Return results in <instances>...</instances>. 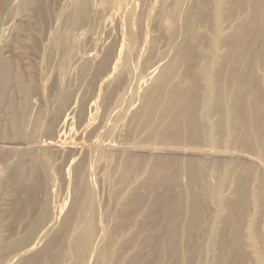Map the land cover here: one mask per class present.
<instances>
[{
    "label": "rangeland",
    "instance_id": "1",
    "mask_svg": "<svg viewBox=\"0 0 264 264\" xmlns=\"http://www.w3.org/2000/svg\"><path fill=\"white\" fill-rule=\"evenodd\" d=\"M225 2L0 0V264H264V20L228 63Z\"/></svg>",
    "mask_w": 264,
    "mask_h": 264
},
{
    "label": "bare ground",
    "instance_id": "2",
    "mask_svg": "<svg viewBox=\"0 0 264 264\" xmlns=\"http://www.w3.org/2000/svg\"><path fill=\"white\" fill-rule=\"evenodd\" d=\"M179 1V0H178ZM181 1V0H180ZM191 1V0H190ZM183 2V1H182ZM185 2V1H184ZM193 2V1H192ZM223 3H224V1H223ZM192 5H193V3H192ZM196 5V4H195ZM194 5V6H195ZM217 5V4H216ZM219 5V4H218ZM225 5H229V6H227L229 9H228V12H229V14L227 13V16L225 17L226 18V20L227 19H233L234 18V10H236L235 9V7L236 6H238V7H240L239 9H241V10H239V11H242V13H246L247 14V17H246V20H245V22L243 21V23L242 24H240L239 25V27L237 28V30H235V35H233V36H231L230 38H228V40H225L224 41V39H222L223 37H222V34H221V29H219V31L217 32V30L215 31L216 33H217V35L218 36H216V33H215V35H214V37L216 38V46H218L219 47V44H220V47H223V48H227L228 47V49H227V53H226V58L227 59H225V60H227L228 61V63H229V59L230 58H232V56H234L233 55V48H235V46L234 45H236L237 44V52L239 53L238 55H240V54H242V57H243V55H244V53H245V51L243 50V49H245V48H243V46L245 45V43H250L249 41H250V37H249V41L247 40V35H249L250 33H248V28H255V29H257V26L259 25V22H260V20L261 19H263L264 20V0H226V2H225ZM224 5V6H225ZM197 6V5H196ZM195 6V7H196ZM202 6V5H201ZM87 7V5L85 4V3H82L81 4V6H80V9L83 11L85 8ZM189 7H190V5H189ZM155 8V7H154ZM165 8V7H164ZM181 8V7H180ZM188 8V7H187ZM206 8V7H205ZM204 8V9H205ZM237 8V7H236ZM190 9H191V7H190ZM214 9H216V8H214ZM227 9V8H226ZM187 10V9H186ZM189 10V9H188ZM187 10V11H188ZM217 10H218V8H217ZM192 12V10H189L188 12ZM194 11V10H193ZM236 11H238V10H236ZM163 12H164V10H163ZM183 12V11H182ZM181 12V13H182ZM187 12V13H188ZM219 13V12H218ZM190 14V13H189ZM193 14V13H192ZM241 14V13H240ZM176 15V14H175ZM221 15V14H220ZM236 15H238V14H236ZM243 15V14H242ZM242 15H240V16H242ZM246 16V15H245ZM177 17V16H176ZM182 17V16H181ZM243 17H244V15H243ZM178 18H180V17H178ZM220 19V18H219ZM236 19H238L237 17H236ZM235 19V20H236ZM240 20H241V18H239ZM179 20V19H178ZM223 21V20H222ZM228 22H230L229 20H227ZM236 22V21H235ZM234 22V23H235ZM262 22V21H261ZM183 23H185V22H183ZM186 23H187V21H186ZM185 23V24H186ZM221 23V22H220ZM220 23H218V25L220 26ZM227 23V22H226ZM236 24V23H235ZM263 24H264V22H263ZM262 24V25H263ZM187 25V24H186ZM222 25V24H221ZM233 25V24H232ZM231 25V26H232ZM218 28H221V27H218ZM235 28V27H234ZM227 29H229V27H227ZM212 30H214V29H212ZM230 30H231V28H230ZM252 30H254V29H252ZM251 30V31H252ZM187 31H188V29H187ZM181 33V32H180ZM252 33H254V31L252 32ZM256 33H260V32H256L255 31V34ZM221 34V35H220ZM254 34V35H255ZM254 35H252V37L254 36ZM257 35V34H256ZM255 35V36H256ZM254 36V37H255ZM194 37V36H193ZM213 37V38H214ZM253 37V38H254ZM122 38H124V37H122ZM212 38V37H211ZM214 38V39H215ZM194 39V38H193ZM255 39H257V37L255 38ZM186 40V39H185ZM247 40V41H246ZM258 40V39H257ZM188 41V40H187ZM194 41V40H193ZM205 41V40H204ZM253 40H251V42H252ZM190 43H191V41H189ZM125 43V42H124ZM184 43H185V41H184ZM202 43H203V40H202ZM255 43H257L256 41H255ZM201 44V43H200ZM205 44H207V43H205ZM253 44V43H252ZM258 44H259V42H258ZM258 44H255V46H256V48L258 47ZM211 45H213V43L211 44ZM210 45V46H211ZM124 46V45H123ZM246 46H247V44H246ZM253 46V45H252ZM252 46H250V47H252ZM187 47V46H186ZM189 47H191V46H189ZM121 48V47H120ZM213 48H215V46L213 47ZM212 48V49H213ZM255 48V47H254ZM123 51H124V49L123 48H121ZM216 49H218V48H216ZM216 49H214L215 51H216ZM247 49H248V47H247ZM257 49H259V48H257ZM121 50V51H122ZM188 50V49H187ZM192 50V49H191ZM213 50V51H214ZM261 50V49H260ZM186 51V50H185ZM234 51H236V48L234 49ZM125 52V51H124ZM192 52H194L193 50H192ZM230 52V53H229ZM247 52H249V51H247ZM185 54H186V52H184ZM188 53V52H187ZM216 53H217V51H216ZM232 53V54H231ZM235 53V52H234ZM253 53V52H252ZM252 53H250L251 55H252ZM189 54H190V52H189ZM230 56H229V55ZM237 54V53H236ZM235 54V57L237 56ZM248 54V53H247ZM256 55L258 54V55H260L259 53H255ZM193 55H194V53H193ZM217 55V54H216ZM257 55V56H258ZM120 56V55H119ZM230 58H229V57ZM248 56H249V54H248ZM262 56V55H261ZM241 57V56H240ZM241 57V58H242ZM253 57V56H252ZM252 57H249L250 59L252 58ZM237 58V57H236ZM248 58V57H247ZM260 58V57H259ZM189 59H192V58H189ZM218 59V58H217ZM238 59H239V57H238ZM255 59H256V57H255ZM213 60H214V58H213ZM215 60H216V58H215ZM233 60H234V57H233ZM249 60V59H248ZM256 60H259V59H256ZM119 61H120V58H119ZM118 60H117V62H119ZM189 61H191V60H189ZM193 61V60H192ZM231 61H232V59H231ZM230 61V62H231ZM235 61V60H234ZM234 61L232 62V63H230V65H232V64H234ZM239 61H240V59H239ZM117 62H115L116 64H118ZM244 62H246V60L244 61ZM256 62V61H255ZM258 62V61H257ZM217 63H218V60H217ZM225 63V62H224ZM240 63H242V61L240 62ZM247 63V62H246ZM246 63H243V64H246ZM115 64V65H116ZM226 64H227V62H226ZM226 64H224L225 66H226ZM235 64H237V62H235ZM249 64V63H248ZM217 65V64H216ZM223 64H222V66H224ZM239 65V64H238ZM238 65H236V66H238ZM228 66V65H227ZM244 66V68L246 67L245 65H243ZM217 67V66H216ZM241 67V66H240ZM248 67H250L249 65H248ZM232 69H233V67H231ZM243 68V69H244ZM111 69H113V68H111ZM228 69H230L229 67H228ZM247 69H249V68H247ZM231 70V69H230ZM230 70H228V71H230ZM235 70V69H234ZM239 70V69H238ZM245 71H246V69H244ZM251 70V69H250ZM237 71V70H236ZM231 72H232V70H231ZM231 72H228L229 74L231 73ZM113 73V72H112ZM237 73H238V71H237ZM135 74V73H134ZM111 75V74H110ZM233 75V74H232ZM248 75V74H247ZM112 76V75H111ZM109 78V77H108ZM232 79V78H231ZM235 79V78H234ZM238 79V78H237ZM242 79H244V78H242ZM241 79V80H242ZM240 80V79H239ZM248 80V79H247ZM244 80H242V82H243ZM246 81V80H245ZM245 81H244V83H245ZM255 81V80H254ZM242 82H239L238 83V85L239 84H241ZM237 83V82H236ZM248 84V83H247ZM192 85V84H191ZM252 85V84H251ZM193 86V85H192ZM229 87V86H228ZM227 87V88H228ZM239 88H240V86H238ZM247 87V86H246ZM250 87V86H249ZM102 88V87H101ZM132 88V87H131ZM250 88H252V87H250ZM232 89H233V87H232ZM229 90V89H228ZM232 91V90H231ZM251 91V90H250ZM238 92V91H237ZM242 92V91H241ZM231 94V93H230ZM236 95H237V93H236ZM242 96V95H241ZM242 98V97H241ZM242 100V99H241ZM229 101V100H228ZM257 102V101H256ZM258 103V102H257ZM225 105H227L226 103H225ZM249 107V106H248ZM229 108V107H228ZM230 109V108H229ZM251 109V108H250ZM242 111V110H241ZM98 112V111H97ZM238 112V111H237ZM229 113H230V111H229ZM233 113H234V111H233ZM244 113V112H243ZM97 114V113H96ZM231 114V113H230ZM92 115V114H91ZM243 117V116H242ZM68 119V118H67ZM239 119V118H238ZM88 123V122H87ZM89 124V123H88ZM85 129V128H84ZM94 129V128H93ZM89 130V129H88ZM90 131V130H89ZM87 133V132H86ZM263 134V133H262ZM261 137H262V135H261ZM260 139V138H259ZM70 141H72V140H70ZM264 141V140H263ZM73 142V141H72ZM258 143V142H257ZM81 144H83V143H81ZM109 144V143H108ZM56 145V144H55ZM78 145V144H77ZM84 145V144H83ZM82 146V145H81ZM87 146V145H86ZM98 146V145H97ZM102 146V145H101ZM70 147V146H69ZM75 147H77V146H75ZM80 147V146H79ZM84 148H85V146H83ZM94 147V146H93ZM105 147V146H104ZM107 147V146H106ZM88 149V148H87ZM196 149V148H195ZM259 149V148H258ZM83 150V149H82ZM86 150V149H85ZM96 150H97V148H96ZM84 151V150H83ZM88 151V150H87ZM86 151V152H87ZM262 151V150H261ZM194 152V151H193ZM117 154V153H116ZM217 154V153H216ZM94 155H95V153H94ZM256 155H258L257 153H256ZM263 155V154H262ZM264 156V155H263ZM250 157V156H249ZM95 158V157H94ZM251 158V157H250ZM261 161H262V159H261ZM264 165V164H263ZM89 170L91 171V168H89ZM90 173V172H89ZM92 174V173H91ZM257 179V178H256ZM256 181V180H255ZM91 182V181H90ZM261 182H262V180H261ZM90 184H92V183H90ZM92 187V186H91ZM54 192V191H53ZM254 192H255V190H254ZM262 192V191H261ZM254 195H255V193H254ZM241 199H244V198H241ZM255 202H256V200H255ZM238 205H241V203L240 204H238ZM242 205H244L243 203H242ZM240 206H238V208H239ZM235 208V207H234ZM234 208H233V210H234ZM237 208V209H238ZM244 208V207H243ZM239 209H242V207L241 208H239ZM237 211V210H236ZM236 211H234L233 212V215H234V213L236 212ZM240 211V210H239ZM237 216V215H236ZM239 216H237V218H238ZM236 218V219H237ZM240 218V217H239ZM238 220V219H237ZM235 221V220H234ZM251 222V221H250ZM49 227V226H48ZM47 227V228H48ZM263 229V228H262ZM261 229V230H262ZM263 231H264V229H263ZM47 233V232H46ZM46 233H42V236L40 237V238H38V241L37 242H35L34 243V245L31 247V249H29V251H31V250H33L34 248H36V245H38L39 243H40V241L41 240H43V238L45 237V234ZM264 233V232H263ZM209 234V233H208ZM264 236V235H263ZM208 237V236H207ZM232 237V236H231ZM230 237V238H231ZM229 238V239H230ZM236 240V239H235ZM229 241H231V239L229 240ZM234 241V240H233ZM232 241V242H233ZM250 241H251V239H250ZM238 242V241H237ZM252 243H253V241H251ZM234 243V242H233ZM236 245H237V243H235ZM264 244V243H263ZM262 244V245H263ZM213 245V244H212ZM235 245V246H236ZM250 246H253V245H251V243L249 244ZM241 246V245H240ZM240 246H238L239 248H240ZM214 247H215V243H214ZM233 247H234V245H233ZM259 247V246H258ZM264 247V246H263ZM235 248V247H234ZM236 249H238V248H236ZM241 249H243V248H241ZM254 250V248H252V247H250V249L249 250ZM261 249V248H260ZM263 249V248H262ZM235 250V249H234ZM247 251V250H246ZM260 251V250H259ZM26 252V251H25ZM242 252H244V250H242ZM253 252V251H252ZM254 252H256L255 250H254ZM254 252L252 253V254H254ZM245 253H248V252H245ZM244 253V254H245ZM251 253V252H250ZM250 253H248V254H250ZM260 253H262V252H260ZM25 254V253H24ZM237 254V253H236ZM236 254H234V255H236ZM246 255V254H245ZM263 255H264V253H263ZM21 256V255H20ZM19 256V257H20ZM236 257V256H235ZM246 257V256H245ZM247 257H248V255H247ZM251 257V256H250ZM253 257V256H252ZM252 257H251V259H252ZM18 258V257H17ZM256 258H258V257H256ZM263 258H264V256H263ZM263 258H262V260H263ZM16 259V258H15ZM15 259H14V261H15ZM249 259V258H248ZM13 260V259H12ZM236 260V259H235ZM244 260H246V258H244ZM237 261V260H236ZM257 262H259V260H256ZM11 263V262H10ZM12 263H14V262H12ZM245 263H247V262H245ZM250 263H251V261H250ZM254 263H255V260H254ZM240 264V263H239Z\"/></svg>",
    "mask_w": 264,
    "mask_h": 264
}]
</instances>
